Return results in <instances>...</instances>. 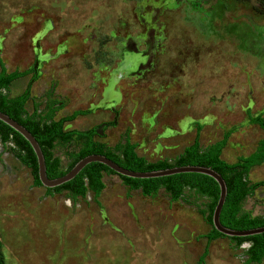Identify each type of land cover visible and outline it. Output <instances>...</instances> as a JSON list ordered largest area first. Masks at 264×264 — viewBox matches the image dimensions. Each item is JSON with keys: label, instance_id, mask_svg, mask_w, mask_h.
Segmentation results:
<instances>
[{"label": "rangeland", "instance_id": "1", "mask_svg": "<svg viewBox=\"0 0 264 264\" xmlns=\"http://www.w3.org/2000/svg\"><path fill=\"white\" fill-rule=\"evenodd\" d=\"M0 61L26 71L3 92L28 91L26 113L53 119L83 112L65 130L95 129L114 148L127 133L149 161L172 158L229 131L220 157L233 162L264 137V7L258 0H0ZM54 143L65 168L84 143ZM241 208L264 215V161L250 167ZM96 197L71 199L32 184L22 153L0 142V245L5 264H195L210 229L204 199L170 201L102 173ZM226 237L207 243L201 264L246 262Z\"/></svg>", "mask_w": 264, "mask_h": 264}, {"label": "trees", "instance_id": "2", "mask_svg": "<svg viewBox=\"0 0 264 264\" xmlns=\"http://www.w3.org/2000/svg\"><path fill=\"white\" fill-rule=\"evenodd\" d=\"M258 1L264 7V0ZM25 72H6L4 64L0 61V111L23 125L32 135L40 140L50 160L47 167L51 178L62 175L79 158L90 153L103 154L118 165L134 171H148L178 165L209 166L221 175L225 184L231 189L223 223L232 229H248L264 225V215L252 216L248 211H244L241 208L243 199L251 193L253 188V185L248 181L247 173L250 167L264 161V137L257 142L254 149L248 155L240 156L233 162H226L220 157V152L225 146L229 131H225L219 139L204 147H200L199 131L201 126L195 123L194 135L191 142L185 145L179 153L172 158H161L149 161L136 153L134 149L136 143L129 139L127 133L123 135L122 141L118 142L114 148H103L93 143L92 136L95 131L92 128L80 131L73 129L65 130L62 128L64 122L72 120L76 115L82 113V110H74L56 119L52 118L53 108L50 106H47L39 112L33 110L31 113H26L24 103L28 97L27 90L12 98H8L3 92L8 88L12 80L22 76ZM248 121L256 124L264 133V117L259 114H248ZM73 135L83 137L85 140L81 147L71 155V159L66 167L62 168L59 157L53 154L52 149L55 142L69 140ZM7 141H10L22 153L23 162L30 170L32 184L39 186L40 183L36 172V159L31 147L21 135L0 121V142L4 143ZM103 172L116 174L107 166H93L74 186L64 190L67 191L71 199L77 196L83 197L88 191L92 193L93 197H96L103 188ZM117 176L125 186L129 189L139 190L143 196H151L161 188L168 195L170 201H175L188 195L194 196L195 198H203L206 211L205 220L210 224L211 212L218 197V186L213 179L197 175L147 186L128 181L121 175ZM45 190L52 192L49 188H45ZM259 234H264V232ZM203 236L206 239V244L195 264H201L203 262L207 253V243L210 240L217 237H225L212 228L211 225L210 229ZM229 240L233 242L235 247L245 242L248 243V246L244 249L246 262L258 263L264 258V239L257 242ZM0 264H5L1 245Z\"/></svg>", "mask_w": 264, "mask_h": 264}, {"label": "water", "instance_id": "3", "mask_svg": "<svg viewBox=\"0 0 264 264\" xmlns=\"http://www.w3.org/2000/svg\"><path fill=\"white\" fill-rule=\"evenodd\" d=\"M0 121L28 142L35 155L39 183L41 186L49 188L52 193L74 186L93 166H107L114 173L121 175L128 181L147 186L201 175L213 179L218 186V197L210 216V225L212 228L224 235L227 239L254 242L264 239V234H259L264 232V225L248 229H232L223 223L231 189L225 184L221 175L209 166L178 165L148 171H134L118 165L103 154L90 153L79 158L62 175L51 178L47 167L50 160L40 140L32 135L23 125L1 111ZM86 164L88 165L81 170Z\"/></svg>", "mask_w": 264, "mask_h": 264}, {"label": "flooded vegetation", "instance_id": "4", "mask_svg": "<svg viewBox=\"0 0 264 264\" xmlns=\"http://www.w3.org/2000/svg\"><path fill=\"white\" fill-rule=\"evenodd\" d=\"M94 131H95V129H94Z\"/></svg>", "mask_w": 264, "mask_h": 264}]
</instances>
